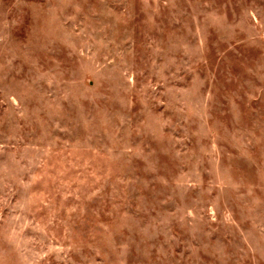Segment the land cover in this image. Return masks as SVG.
Masks as SVG:
<instances>
[{"label": "rangeland", "instance_id": "1", "mask_svg": "<svg viewBox=\"0 0 264 264\" xmlns=\"http://www.w3.org/2000/svg\"><path fill=\"white\" fill-rule=\"evenodd\" d=\"M0 264H264V0H0Z\"/></svg>", "mask_w": 264, "mask_h": 264}]
</instances>
